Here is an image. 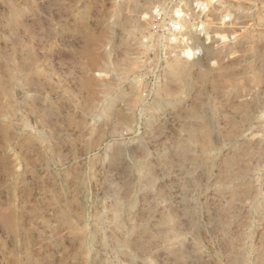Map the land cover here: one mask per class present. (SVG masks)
Returning a JSON list of instances; mask_svg holds the SVG:
<instances>
[{
  "label": "rangeland",
  "instance_id": "374dc122",
  "mask_svg": "<svg viewBox=\"0 0 264 264\" xmlns=\"http://www.w3.org/2000/svg\"><path fill=\"white\" fill-rule=\"evenodd\" d=\"M179 1L0 0V264H264V15L192 61Z\"/></svg>",
  "mask_w": 264,
  "mask_h": 264
},
{
  "label": "built area",
  "instance_id": "2783aa9c",
  "mask_svg": "<svg viewBox=\"0 0 264 264\" xmlns=\"http://www.w3.org/2000/svg\"><path fill=\"white\" fill-rule=\"evenodd\" d=\"M249 10L259 20L264 15V0H180L172 8L156 7L150 29L158 42L196 61L207 50L242 40L253 24L246 17Z\"/></svg>",
  "mask_w": 264,
  "mask_h": 264
},
{
  "label": "bare ground",
  "instance_id": "6f19581e",
  "mask_svg": "<svg viewBox=\"0 0 264 264\" xmlns=\"http://www.w3.org/2000/svg\"><path fill=\"white\" fill-rule=\"evenodd\" d=\"M176 66H177V63H176ZM179 66V65H178ZM171 72V71H170ZM173 78H175L176 80H178V79H182L183 80V78L185 77V74H184V68L183 67H181V68H179V70H177L175 73H173Z\"/></svg>",
  "mask_w": 264,
  "mask_h": 264
}]
</instances>
